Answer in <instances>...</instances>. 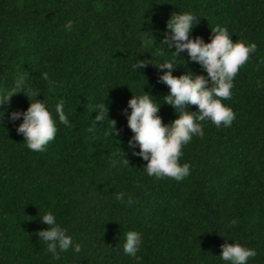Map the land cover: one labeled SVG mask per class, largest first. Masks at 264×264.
<instances>
[{
	"label": "trees",
	"instance_id": "obj_1",
	"mask_svg": "<svg viewBox=\"0 0 264 264\" xmlns=\"http://www.w3.org/2000/svg\"><path fill=\"white\" fill-rule=\"evenodd\" d=\"M0 264H264V0H0Z\"/></svg>",
	"mask_w": 264,
	"mask_h": 264
}]
</instances>
